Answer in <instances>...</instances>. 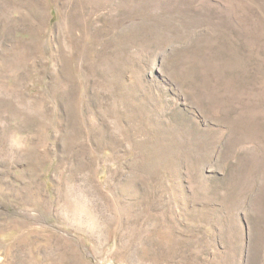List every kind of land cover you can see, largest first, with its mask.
<instances>
[{
    "label": "rangeland",
    "instance_id": "1",
    "mask_svg": "<svg viewBox=\"0 0 264 264\" xmlns=\"http://www.w3.org/2000/svg\"><path fill=\"white\" fill-rule=\"evenodd\" d=\"M264 264V0H0V264Z\"/></svg>",
    "mask_w": 264,
    "mask_h": 264
},
{
    "label": "built area",
    "instance_id": "2",
    "mask_svg": "<svg viewBox=\"0 0 264 264\" xmlns=\"http://www.w3.org/2000/svg\"><path fill=\"white\" fill-rule=\"evenodd\" d=\"M110 264H117V263H115V262H112V263H110Z\"/></svg>",
    "mask_w": 264,
    "mask_h": 264
}]
</instances>
